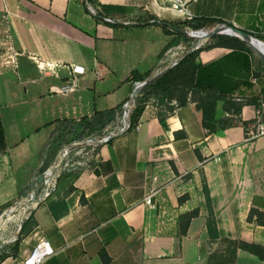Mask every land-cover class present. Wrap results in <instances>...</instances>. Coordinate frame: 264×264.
<instances>
[{"label":"crops","instance_id":"obj_1","mask_svg":"<svg viewBox=\"0 0 264 264\" xmlns=\"http://www.w3.org/2000/svg\"><path fill=\"white\" fill-rule=\"evenodd\" d=\"M154 7L153 18L170 21L161 5ZM187 8L197 30L202 20L221 21L247 36L244 48L200 49L193 88L153 99L135 127L127 120L100 144L94 166L33 203L58 121L92 118L124 103L129 117L132 74L150 73L153 80L181 59L177 36L147 19H113L121 25L112 27L86 12L84 0H0L7 143L0 151V229L6 244L21 238L2 264H17L43 239L56 252L44 264H264L243 249L232 256L228 243L264 246V226L247 221L252 208L264 210V138H249L264 100V0H193ZM73 65L85 68L76 80ZM205 116L214 132L204 126ZM149 196L155 208L147 205ZM197 209L198 217L182 223Z\"/></svg>","mask_w":264,"mask_h":264},{"label":"rangeland","instance_id":"obj_2","mask_svg":"<svg viewBox=\"0 0 264 264\" xmlns=\"http://www.w3.org/2000/svg\"><path fill=\"white\" fill-rule=\"evenodd\" d=\"M188 1L182 0V4H186ZM156 4L161 5L166 10V18L170 20L167 23L177 26L178 29L184 32L178 31L183 35V38L179 37L176 39L178 40L176 44L177 52L181 60L195 50L220 45L225 41L231 42L234 39L245 41L244 37L233 31L223 32L220 30L219 33H212L214 29H217L218 25L214 28H200V30H197L199 28L197 27L196 29L191 24L193 21H188L182 13H178L180 17L177 19L170 17L171 10L179 12L174 7L173 0H92L89 10L97 14L102 12V6H118L124 12L112 15V20L140 23L146 19L153 18L152 12H154ZM178 9L181 8L178 7ZM153 99L157 100L152 97L148 103H151V105L156 104V102L153 103ZM133 100V105H135L138 99ZM131 110L133 111L134 107ZM128 118L123 116L105 126L99 121L90 124L86 119L58 121L54 129V142L46 153L48 158L38 168V178L40 180L37 181V184L32 189L35 195L50 199L55 194L68 188L80 172L94 166L100 144L118 133L127 123ZM5 209L7 208L3 210ZM4 234L5 230L0 229V264H2V259L6 255L12 252L16 253L19 250L21 241L20 236H17L16 239H9L6 244L3 242ZM229 246L231 249L232 245L230 244Z\"/></svg>","mask_w":264,"mask_h":264},{"label":"trees","instance_id":"obj_3","mask_svg":"<svg viewBox=\"0 0 264 264\" xmlns=\"http://www.w3.org/2000/svg\"><path fill=\"white\" fill-rule=\"evenodd\" d=\"M91 3L92 0H84V7L86 9V12L88 13H90L89 5ZM123 12L124 10L118 6H112V5L102 6V12L95 14V18L98 20H105L106 18H111L112 15L114 14L123 13ZM148 21H151L152 25L161 27L167 35H176L177 38L179 37L183 38V35L180 34L177 30H175V28H177V26L175 25H171L168 24L167 22L159 21L156 18L147 19L146 22ZM193 21H195V18ZM202 22L204 24L202 28H214L217 25L224 24L221 21L212 20V19H205L202 20ZM108 24L112 27H119L121 25L117 22L108 23ZM194 26L197 28V25ZM216 46L237 50V49H243L245 45L244 42L234 39L231 42L225 41L224 43ZM199 54H200L199 50H195L189 53L179 62L177 66L167 70L166 72H164L159 77L153 80L150 79V73L142 75L137 72H134L132 74V80L137 82L142 81L143 86L139 96L137 97L138 102L134 105V110L132 111L131 115L128 118V124L130 128H133L138 124V121L140 120L150 98L155 97L164 100L169 96V93L172 89L181 88V87L191 89L194 87V78H195L196 70L198 68L196 65V59L198 58ZM212 100L213 102L215 101L214 99ZM124 107H125V103L111 110L98 112L92 118H87L86 120L90 124H94L95 121H99L100 123H102V125L105 126L108 123L123 117L125 114ZM211 121L212 120H208L207 116H205L204 126L208 128L210 132H214L215 127L212 126ZM6 149H7L6 136L0 116V151H5ZM204 190H205L208 209L210 212V219L207 224L208 232L211 239L214 240L219 239L220 236L218 234V228L214 217L212 202L210 199L208 187L205 182H204ZM180 202H183V199H181ZM199 214H200V210L197 209L189 214L183 215L181 217V221L182 223L186 222V224H189V222L192 219L198 217ZM56 216H58V214H56ZM247 221L249 223H254L259 226H264V210L252 208L248 214ZM183 233H185V231ZM228 243L229 245L230 244L232 245L230 249L232 256L236 255V251L238 249H243L257 256L260 260L264 261V246H260L256 244H248L244 242H237V241L235 242L228 241Z\"/></svg>","mask_w":264,"mask_h":264},{"label":"built area","instance_id":"obj_4","mask_svg":"<svg viewBox=\"0 0 264 264\" xmlns=\"http://www.w3.org/2000/svg\"><path fill=\"white\" fill-rule=\"evenodd\" d=\"M191 1L193 0H189L188 2H186V4H182V0H173L174 7L177 10H179V13H182L188 21L194 20V16L187 8L188 3ZM178 7H180L181 9H178ZM106 22L113 23L115 21H113L110 18H107ZM220 30L223 32H232V29L229 26H227L226 24H220L218 25L217 29H214L212 31V33H214L215 31L220 32ZM70 73L73 77V80H76V76H82L85 74V68L82 66L73 65L70 67ZM142 86L143 83L140 81L134 84V90L131 95L132 100L136 99L139 96ZM137 129H139V127H137ZM249 138L250 139L264 138V100L263 99H260L258 101L256 116L254 119V124L251 127ZM30 200H31L30 202L35 203L40 200H45V198L38 197L37 195H35L34 192H32V196ZM146 203L151 208L156 207L153 201V196H149L146 199ZM55 254L56 252L54 248L51 246V244L47 240L43 239L38 242V244L32 249V251L29 253L28 256L21 259L17 264H44L48 259L55 256Z\"/></svg>","mask_w":264,"mask_h":264},{"label":"water","instance_id":"obj_5","mask_svg":"<svg viewBox=\"0 0 264 264\" xmlns=\"http://www.w3.org/2000/svg\"><path fill=\"white\" fill-rule=\"evenodd\" d=\"M231 29H232V31H233L234 33L240 34L242 37H244L245 41L247 40V36H246V35L242 34L241 32H237V30H234L233 28H231ZM175 30L184 33L182 30H180V29H178V28H175ZM214 33H219V32H218V31H215Z\"/></svg>","mask_w":264,"mask_h":264},{"label":"bare ground","instance_id":"obj_6","mask_svg":"<svg viewBox=\"0 0 264 264\" xmlns=\"http://www.w3.org/2000/svg\"><path fill=\"white\" fill-rule=\"evenodd\" d=\"M219 32V31H218Z\"/></svg>","mask_w":264,"mask_h":264}]
</instances>
